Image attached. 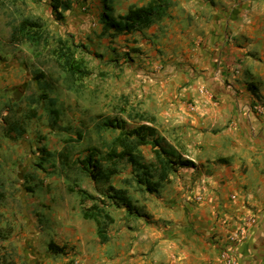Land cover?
<instances>
[{
  "label": "crops",
  "instance_id": "obj_1",
  "mask_svg": "<svg viewBox=\"0 0 264 264\" xmlns=\"http://www.w3.org/2000/svg\"><path fill=\"white\" fill-rule=\"evenodd\" d=\"M44 1L50 5L47 0ZM108 1L115 15H119L124 14L131 6H144L152 0ZM90 2L93 3L92 6L94 5L98 14L95 22H92V16L89 21V16L84 15L82 10L78 11L77 18L81 22H86L85 27L101 32L102 35L103 2L102 0H90ZM78 6L80 7L79 0L74 1L73 8L66 14H71ZM83 10H86V7H83ZM196 10L198 14L195 13ZM179 11L180 20H175L176 23L166 18L160 26L154 25L143 33L123 34L111 38L136 41L147 36L149 39H154L153 36L158 35V32L161 34L165 31L166 37L173 39L176 35L181 43H188L191 40L208 41L211 45L210 50L213 48L214 52L213 57L204 58L205 63L203 60H197L198 67L207 66L206 69L210 71L209 74L203 75L204 79L202 76L193 77V72L186 73L187 77H184V71H180V79H186L189 85H206L207 90L214 96V98L210 97L211 99L197 96V109L181 115L180 131L184 136V133H187L196 138L192 149L188 151L189 154L184 152L183 155L186 159L192 160L196 167L180 169L171 176V181L176 180V182L172 184L174 186L172 191L175 192L170 200L147 194L150 200L157 202L156 208L159 207L160 210H152V207H149L146 212L155 215L156 220H163L170 214L175 218L178 215L170 210L168 203L178 202L183 212H195L200 227H203L199 232L206 234L205 240L209 237V245L217 253L228 246L236 264H264V114L256 110L259 104L264 105V99L257 97L260 95L264 97V0H213L212 3L206 0H180ZM191 15L194 17H190ZM175 27H180L179 34L174 33ZM198 27L199 29H196ZM198 32L202 34L200 37L197 36ZM104 37L107 36L102 38ZM142 41L135 45L147 44L146 39ZM10 45L13 48L0 46V114L2 110L4 112L9 108L6 99L9 104L21 101L26 82L30 81V67L26 66L25 59L26 44L10 43ZM150 46H147V49H151ZM155 49L153 45L152 54H156ZM234 67H242L241 74L236 75L233 71ZM180 70L183 68L180 67ZM252 88H255L254 91ZM180 108L185 110L183 106ZM45 114L44 117L52 120L50 114ZM41 115L38 112L33 119H40L43 122L44 117L40 118ZM6 126L7 121L0 124L1 171L13 169L15 165L18 170L23 171L22 168L30 164L27 173L39 175L35 181L32 180L34 177L29 178L33 186V189H29V193L16 195V200L22 203V209L11 210L15 217L18 215L19 219H22L20 220L22 225L18 223L14 226L12 239L18 250V255L15 257L18 264H71L74 260H81L83 264H106L107 260L110 261L107 254L112 246L118 249L120 246V257L108 264L179 262L167 257L170 239L160 224L143 227L146 234H149V237L145 236L147 244L152 246L153 243H158L161 250L159 256H136L126 262V259L121 257L126 253L125 244L121 238L116 242L110 230V241L102 244L96 223L86 219L82 211L83 207H90L97 201H87L82 204V197L78 191L82 189L98 199H104L102 191L108 185L97 183L85 174L87 182L80 184L76 179L73 182L70 177H66V166L69 163H63L59 158L58 164L62 163V170H57V175L55 168L48 169L50 164H47V159L43 166L47 173L36 171L37 167L34 164H38L39 168L42 160L41 152L55 151L61 158L64 154V145L57 147L52 139L40 142L36 135L26 144L25 139L28 136L25 134L17 136L14 133L7 135L2 132V128L6 129ZM44 126L42 125L40 129H47ZM50 126L52 129L50 137L54 138L57 127H52V124ZM31 149L35 156L27 158L26 151L30 152ZM83 155H87V152ZM77 160H73L72 164L74 165ZM75 167L80 170L76 164ZM129 176V174H119L110 184L121 188V177ZM36 193L41 197H36ZM233 195H236L234 201L231 200ZM199 198L201 200H198ZM136 204L144 209V204ZM108 209L115 218L113 225L126 222L118 221V215L130 221L133 219L127 216L124 208L109 206ZM17 211H21L20 215ZM248 217H255L256 223L245 226ZM138 221L144 222L143 218H139ZM243 226L245 228L241 241L227 244L228 236L238 233ZM51 230L54 231V236L46 237ZM127 232L128 229L122 226L118 235ZM52 242L64 248L65 253L53 254L49 250V244ZM212 264L225 263L221 258H216Z\"/></svg>",
  "mask_w": 264,
  "mask_h": 264
},
{
  "label": "rangeland",
  "instance_id": "obj_2",
  "mask_svg": "<svg viewBox=\"0 0 264 264\" xmlns=\"http://www.w3.org/2000/svg\"><path fill=\"white\" fill-rule=\"evenodd\" d=\"M164 1L170 4L169 16L166 18L176 23L175 20H180V0ZM206 1L213 2V0ZM79 3L80 7H76V10L71 14H66L64 22H57L50 5L44 0H0V46L13 48L10 45L11 29L25 18H41L44 28L49 34L47 44L42 42L37 48H32L27 43L24 46L26 66L30 67L31 72L30 81L26 82L23 91L24 97L19 103L9 104L6 99L5 102L9 108L4 112L2 110L0 124L7 121L8 126V123L14 120L20 123L25 128V136L29 137L25 139L26 144L30 143L32 136H38L40 142L52 139L55 146L64 145V154L61 158L55 151H47V156L45 152H41L42 160L39 168L38 164H34L37 167L36 171L40 170L42 173H47L43 168L45 159H47V164H50L48 169L55 168V172L62 170V163L58 164L59 158L61 162L69 163L66 166V177H70L73 182L77 180L80 184L87 182L86 177L78 167H75V164H72V161L82 157L88 148L97 147L106 152L105 143L110 142L118 135L114 132H100L97 129V123H100L107 116L122 117L128 120L130 114L134 116L137 113L144 115L147 124L154 125L160 137L178 148L179 151L189 154L188 151L192 149V144L196 138L194 135H187V133H184V136L180 131L182 128L180 126L181 115L188 114L189 110L194 112L197 109V96L208 98H214V96L207 90L206 85H189L187 80L182 78L183 76L180 79V71H184V77H187L186 73L193 72V77L202 76L204 79L203 75L209 74L210 71L206 69L207 66L198 67L197 60L204 61L206 56L213 57V48L210 50L209 42L191 40L188 43H181L176 35L173 36V39H169V36L166 37L165 31L161 34L158 32V35L153 36L154 39H149L147 36L140 40L138 38L136 41L120 38L113 40L109 36L102 38L101 32H95L85 27L86 22H81L77 18L78 11L82 10L84 15L89 16V21L92 16V22H95L98 14L94 5L92 6L93 3L90 0H79ZM83 7H86V10H83ZM195 13L198 14L199 12L196 10ZM190 17H194V15ZM161 22L157 23L158 26ZM173 30L176 34L180 33V27H175ZM198 33L197 36L200 37L202 34ZM59 37L71 42L76 57L84 59L92 71L91 76L83 80L67 77L53 53ZM202 37L204 38V36ZM143 39L147 40V44L135 45L142 43ZM153 45L156 47V54L151 52ZM147 46H150L151 49H147ZM180 67L183 70H180ZM241 68L234 67L233 71L236 74L239 70V74H241ZM38 75L40 78H37ZM254 89L252 88L253 91ZM44 94H47L48 98L46 100L40 99ZM257 97L264 99L262 95ZM49 99L56 101L55 106L49 107ZM180 106H183L185 110H181ZM51 107L60 111V115L56 116V120L59 121L56 126L53 124V117L52 120L44 117L45 113L50 114L48 109ZM201 108L203 109V107ZM32 111L40 112L42 114L40 118L44 117L43 122L40 119H30L29 116ZM50 116L52 115L50 114ZM151 118H154L155 122H150ZM140 123H142L141 120L132 119V122H129V127H136ZM51 124L52 127H57L54 138L50 137ZM42 125H45L44 127L47 129H40ZM2 129V132H6V129ZM78 133H81L82 136H79ZM143 151L149 158V149L145 148ZM25 155L27 158L34 157L35 153L31 149L30 152L26 151ZM29 165L24 166L23 171L18 170L16 165L13 169L5 171L0 169V193L4 195L3 198L0 197V256L6 255L15 261L18 250L12 242L14 235H10L8 232L11 226L14 228L18 223L22 225L20 222L22 219H19L18 215L15 217L11 210L22 209V203L16 200V195L29 193V189H33L29 178L34 177L33 181L39 178L38 173H27ZM127 169H129L128 166L124 168V175L128 174ZM53 175L55 176L54 172ZM123 179L121 177V182ZM173 182L176 180L166 184L165 189L160 191V196L156 197L170 200L175 192V190L172 191L174 189ZM130 195L135 205L138 206L136 203L144 204L146 210L142 206L138 207L148 215V218L143 219L144 222L138 221L137 218L130 221L124 216L118 215V221L126 222L111 226L110 232L115 241L118 242L121 238L125 244L126 253L121 257H124L126 262L136 258V256H159L161 250L158 243L149 246L145 239V236L149 237V234H146L144 225L151 226L153 224H160V227L168 234L170 241L167 257L172 261H179L173 264H212L216 258H221V251L217 253L212 249L209 245V237L208 240H205V238L207 239L206 234L199 232L203 227H200V221L195 212H183L178 202H169L170 210H173L178 216L172 218L170 214L163 220H156L155 215L148 214L146 211L149 207H152V210L159 209V207L156 208L157 202L150 200L146 194L137 193L134 186L130 188ZM35 196L41 197L37 193ZM231 200L234 201L232 198ZM17 212L20 215L21 211ZM23 226L25 225L23 224ZM122 226H125L128 232L118 235ZM51 231L46 234V237L54 236V231ZM137 233H139L138 237L136 236ZM7 235L8 237L4 238ZM112 247L107 254L110 261L107 260L106 264L113 263L120 257V246L119 249ZM134 250L135 253H133Z\"/></svg>",
  "mask_w": 264,
  "mask_h": 264
},
{
  "label": "trees",
  "instance_id": "obj_3",
  "mask_svg": "<svg viewBox=\"0 0 264 264\" xmlns=\"http://www.w3.org/2000/svg\"><path fill=\"white\" fill-rule=\"evenodd\" d=\"M47 1L50 2L55 20L63 22L66 12L71 11L76 0ZM102 2V36L110 38H116L123 34L143 33L169 16L170 4L164 0H152L144 6H131L124 14L119 15H115L108 0H102ZM11 30L12 44L27 43L32 48H37L42 42L44 44L49 42L48 31L44 28L41 18H25ZM56 46L53 53L69 79L83 80L92 75L86 61L76 57L70 41L59 37ZM37 78H40L39 75ZM47 98V94L40 97L42 100ZM48 102L49 107L56 104L54 99H49ZM48 111L56 124V116L60 115V111L52 109V107ZM37 114L38 111H32L29 118H35ZM132 119L141 120L142 123L130 128L129 122H132ZM145 119L144 115L138 113L136 116L130 114L128 120L122 117H105L100 123H97V129L100 132H114L118 135L110 142L105 143L106 152L97 147L88 148L87 155H83L75 162L88 178L97 183L108 185L102 191L104 199H98L82 189L78 191L82 197V204L87 201H97L90 207H83L82 211L86 219L96 223L97 233L102 244L110 241L109 230L115 223V218L108 209L109 206L126 209L127 216L131 218H148V215L133 202L130 195L132 186L135 187L137 193L159 196L160 191L171 181L172 175L180 169L196 167L192 160L184 157L183 152L160 137L156 127L148 125ZM150 120L152 123L155 122L154 118ZM5 133L22 136L25 134V128L14 120L8 123ZM78 134L82 136L81 133ZM145 148L149 149V158L143 151ZM127 166L130 169V173H128L130 176L122 180V187L116 188L111 185L112 179L119 174H124V168ZM3 196L0 193V197L3 198ZM13 230L14 228L11 226L8 233L13 234ZM7 237L8 235L4 238ZM49 250L55 255L65 253L64 248H60L53 242L49 244ZM0 264H17V262L13 258L2 255Z\"/></svg>",
  "mask_w": 264,
  "mask_h": 264
},
{
  "label": "built area",
  "instance_id": "obj_4",
  "mask_svg": "<svg viewBox=\"0 0 264 264\" xmlns=\"http://www.w3.org/2000/svg\"><path fill=\"white\" fill-rule=\"evenodd\" d=\"M240 71L238 70L236 72V74H239ZM203 92V91H202ZM256 110L260 113V114H264V105L263 104H259L256 108ZM232 199L235 200L236 199V195L232 196ZM198 200H201V198H199ZM246 225L245 226H252L256 223V218L255 217H248L245 221ZM245 226L241 227L240 231L238 233L232 234L230 236H228L227 239V244H231V243H238L239 241H241V237H242V233L244 232V228ZM221 260L225 263V264H236V260L234 259V256L231 254L230 249L228 248V246H226L225 248H223V250L221 251ZM71 264H83L81 260H74Z\"/></svg>",
  "mask_w": 264,
  "mask_h": 264
}]
</instances>
